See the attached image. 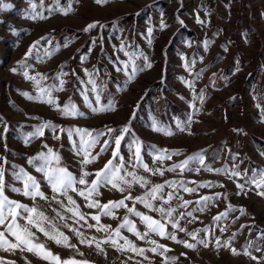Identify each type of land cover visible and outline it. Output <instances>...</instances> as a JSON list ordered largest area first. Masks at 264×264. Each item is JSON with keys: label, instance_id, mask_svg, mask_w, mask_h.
<instances>
[{"label": "rangeland", "instance_id": "374dc122", "mask_svg": "<svg viewBox=\"0 0 264 264\" xmlns=\"http://www.w3.org/2000/svg\"><path fill=\"white\" fill-rule=\"evenodd\" d=\"M31 2L37 4L36 11L48 18H26L31 13L29 0H5L11 7L0 11V121L3 122L0 123V156H5L8 160L5 167L9 187L5 194L10 199L29 207L37 206L50 217H56L54 208L63 212L51 200L53 193L43 181L41 190L49 198L48 202L39 198L34 202L11 191V187H22L14 178L15 169L12 165L23 167L37 179H41V174L36 173L26 161L28 157L43 150V144L59 150L63 165L75 176H79L81 158L75 154L66 133H60L61 139L56 140L53 139V131L45 129L43 137L34 138L28 145L24 144V138L46 121H51L59 128L96 131L118 129L131 121V134L122 144L121 155L127 162L130 155L128 144L134 134L142 142L143 162L150 168L162 166L167 169L203 152L205 164L213 169L230 168L233 163H239L241 172L245 169H264V157L259 154L264 151V123L261 122V109L256 107L257 103L264 106V0H110L104 5H97L95 0H59L61 7L71 5L73 11L67 16L59 12L49 14L47 9L55 8L56 0H43L42 7L40 0ZM197 16L204 21L203 24L197 23ZM178 18L183 21V25L178 22ZM162 19L167 25L163 30L160 28ZM93 22H99L104 27L98 26L84 32L83 28ZM149 27L153 29L151 44L146 39ZM41 37L48 38L51 44L41 40ZM36 40H40V45L26 62L30 65L28 71L30 74L42 73L49 77L42 82L44 86L59 85L54 77L61 68L69 73L63 77L67 81L64 90L53 92V97L61 106L71 98L72 103L85 113L84 116L64 117L54 106L28 100L21 95L27 92L35 96L37 88L33 82L24 79L22 72L14 74L10 69L23 60L29 46ZM93 40L96 41L95 45ZM68 42H71L69 47L64 48L63 45ZM122 43L129 52H142L152 64V68L138 72L131 82H128L123 71L117 72L114 67V62L119 65V61L128 59L123 52L117 51ZM56 46H59V51H54L50 58L44 55L46 50ZM81 56H87L83 64ZM136 63L142 67L143 58H138ZM185 63L190 64L191 75L186 70ZM84 68L97 73L94 76L96 84L104 89L101 103L112 101L115 111L93 114L85 107L81 91L90 90L92 86L80 83L81 80L88 79ZM237 68L239 71H236ZM73 71L76 76L71 75ZM196 73H200L198 78L195 77ZM187 80L195 81L194 89L182 82ZM201 90L205 97L202 104L193 100V96ZM88 94L94 100V94L90 91ZM190 104H195L199 111H194ZM190 114L193 117L191 127L184 132L179 131L177 123L187 121ZM153 120L161 127L170 129L173 134L152 131ZM4 124L8 125L6 133H3ZM233 129L243 131L238 134ZM106 138L109 137L101 136L100 141ZM99 146L98 144L92 150L93 154L99 150ZM153 146L166 149L169 153L178 152L179 155H172L162 165L153 164ZM228 149H231V153ZM235 153H239V156L233 161L231 156ZM110 156V151L103 153L95 163L87 166V170L94 173L103 167ZM241 160L243 163H240ZM197 168L201 170L197 172ZM136 171L139 175L146 176L152 184L177 181L184 182L187 187H197L198 183H211V187L197 188L193 193L179 190L180 197L193 203L188 209L178 208V212L198 208L195 201L201 196L215 197L219 193L222 197L219 200L213 199L203 211H194L193 215L197 219L188 223L187 219L191 218H186L181 221V225L188 231L208 227L213 230V236H219L221 240L228 239L235 232L237 235L231 241L232 247L242 253L249 241H252L262 249L260 252L254 248L249 249L252 255L264 257V239H258L259 234L254 230L264 228V197L256 195L255 191L247 195H236V178L229 179L226 175L209 172L196 161H191L188 169L183 172L180 169L165 171L162 176L145 173L142 167ZM238 182L244 181L241 179ZM169 191L172 189L166 187L164 194ZM143 192L144 189L138 185L132 189L134 196L142 195ZM70 195L80 205V211H96L85 207V201L75 193ZM225 195L227 199H223ZM97 198L106 203L121 199L122 194L104 188ZM127 203L132 206L131 201ZM178 203L176 199L171 202L173 207ZM228 204L233 205L237 211L229 213L223 221L214 223L213 217L225 211ZM241 207L245 209L243 216L238 211ZM136 209L159 218L157 213L149 212L142 204H136ZM125 214L126 210L121 208L116 211L118 219L102 217L101 222L115 228L119 218ZM130 219L141 232L144 231V225L138 217L130 216ZM20 223L23 224L24 221L21 220ZM56 223L62 226L64 221L56 218ZM68 223L71 224L72 221L68 220ZM89 223L94 221L89 220ZM225 225L227 230L221 233L219 227ZM241 225L245 227L241 228ZM61 230L69 237L70 243L76 245L75 249L57 245L47 240L42 233H37L40 242L61 259L74 257L86 260L89 264H163L164 261V257L152 252H146L148 259H144L111 246H104V253H99L95 247L80 244L78 237L67 228L61 227ZM82 231L88 237L102 238L104 235L94 229L85 228ZM169 231H172L170 226ZM122 235L138 247L147 249L152 246L146 241L137 240L126 230H122ZM177 235L178 238L189 239L183 232ZM152 239L170 248L171 251L166 255L177 257V264H256L249 256L232 255L228 249L218 250L214 242L208 248L197 245L195 249H187L182 244L161 240L155 235ZM0 261L3 264H50L49 261L19 249H0Z\"/></svg>", "mask_w": 264, "mask_h": 264}, {"label": "snow or ice", "instance_id": "6c2138e0", "mask_svg": "<svg viewBox=\"0 0 264 264\" xmlns=\"http://www.w3.org/2000/svg\"><path fill=\"white\" fill-rule=\"evenodd\" d=\"M110 0H95L97 5H104L109 3ZM31 13L27 14L26 18L36 20V19H47L48 17L43 15L42 12L36 11L37 4L32 3L29 0ZM41 7L43 6V0H40ZM11 6L5 3V0H0V11H5ZM47 11L51 15L54 12H59L61 15H69L73 9L71 5L68 7H61L59 0H56L55 8H48ZM264 15V14H262ZM178 22L183 25V21ZM197 23L203 24L204 21L197 16ZM103 28L104 25H100L99 22L89 23L83 28L84 32H89L97 27ZM167 25L161 20L160 28L163 30ZM153 29L149 27L147 29L148 43L151 44ZM41 40H46L48 44L51 41L46 37H41ZM71 42L65 43L64 48L69 47ZM95 45L96 41H92ZM40 45V40H36L29 46L27 52L24 54V58L17 62V66L10 69L12 73L22 72L24 79L31 81L37 88V95L32 96L27 92L21 93L28 100H35L40 103H46L50 106H54L57 111L64 117H82L85 113L81 112L77 106L72 103L71 98H69L68 103L64 105L57 104L56 99L53 97V92L63 91L64 85L67 83L63 77L68 76L69 73L61 71L57 73L54 79L59 81V85L44 86L43 81L49 79L46 75L42 73L30 74L28 65L26 62L36 51L37 47ZM205 48H207V42H205ZM54 51H59V46L51 50H46L44 55L51 57ZM117 51L124 53L127 60L119 61V65L114 62V67L117 72L123 71L128 78V82H131L138 72L145 71L152 68L151 62H149L148 57L144 56L142 52H129L126 50L123 43ZM227 51V49H225ZM91 52V48L89 49ZM143 58V66H138L136 60L138 58ZM39 59V57H38ZM87 59V56H81V64H83ZM183 59V57H182ZM194 63V62H193ZM185 68L190 72V64L185 63ZM85 76L88 77L86 81L81 80V85H91L90 90L81 91L83 97L84 105L93 114H99L103 112H113L115 111V105L112 101L107 104L101 103V93L103 88H100L96 84L94 76L97 73L90 72L87 68L83 69ZM239 71V68L236 69ZM72 76H76L75 71L71 73ZM200 73H196L195 77H199ZM185 85L194 89V80L182 81ZM89 91L94 94V100L89 98ZM205 97L203 90L196 93L193 96V100H198L201 104L203 103ZM233 99H235L233 97ZM190 107L194 111L198 112L199 109L195 104H190ZM257 108L261 109V122L264 123V106L257 103ZM193 122V117L190 114L187 121L180 123L178 122L176 127L179 131L184 132L191 127ZM0 123H3L0 121ZM130 123L126 124L120 128H106L104 131L89 130L84 128H73L64 129L59 128L58 125L53 124L51 121H46L35 128V131L28 134L24 138V144L28 145L34 138L43 137L45 135V129H50L53 131V139L60 140V133H66L73 150L80 159V174L75 176L67 167L63 165L62 157L59 154V150L53 149L47 144L42 145L40 152L33 156L27 158V164L31 166L36 173L41 174V179H37L31 173L25 170L23 167L17 168L16 165H12L15 169L13 175L16 181L22 184V187H11V191L15 193L22 194L25 197L32 199L34 202L37 198L48 202L49 198L41 190V181L45 182L53 193L51 200L55 201L60 209H53L56 213V217H50L46 215L37 206L29 207L19 201L10 199L5 191L9 187L6 181V165L8 164L7 157L0 156V249L4 251H15L19 249L21 252H28L36 255L37 257L49 261L50 264H89L86 260H77L74 257H69L68 259H61L59 256L54 255L44 243L40 242L37 233H42L47 240L55 242L57 245L76 248V245L70 243L69 237L61 230V227L67 228L70 232L74 233L78 239L79 243L86 245L88 247H95L99 253H104V246H111L118 251L122 252H132L136 255L148 259L145 255L146 252H152L155 255L164 257L163 264H177V257L167 256L166 253L170 252L171 249L165 244L159 243L157 240L152 239V236H158L161 240L167 239L171 240L176 244H182L187 249H195L197 245H202L204 248H208L210 243L214 242L216 248L228 249L232 255H246L249 256L251 260L256 261V264H264V257H257L252 255L249 249L254 248L255 251H262L261 248L256 247L255 242L249 241L248 246L244 248L241 253L235 247L231 246V241L236 237L237 233H232V235L225 240H221L219 236H213V230L208 227L197 229L195 231H188L181 225V221L187 219L188 223L197 219L193 215L194 211H203L208 203L213 199H221V194L216 193L215 197L212 196H201L195 203L199 205L198 208L186 211H179V209H188V206L192 204V201L185 200L178 195L180 189L187 193H193L197 191V188L211 187V183H198L197 187H187L184 182L177 181H165L163 184H152L146 176L139 175L136 169L142 167L145 173L150 175H164L165 171H176L180 169L181 172L188 169L191 161H196L201 165L202 168L209 172H214L217 174L226 175L229 179L236 178L234 180L236 188L238 189L236 195H247L249 192L255 191V194L264 197V169H245L243 172L239 170V163H233L230 168H219L213 169L205 164V158L203 152L195 154L188 157L179 164H174L171 167L165 169L162 166L156 168H150L148 164L143 162L142 158V142L135 138L128 144L129 158L125 161V157L121 155L122 144L126 140V137L131 134ZM59 129V131H57ZM152 131L163 132L166 135H172L170 129H165L161 127L157 121L153 120L151 124ZM8 131V125L4 124L3 133ZM234 132L240 134L242 129H233ZM119 133V134H117ZM189 134H191L189 132ZM101 136H107L109 138L100 141ZM99 146V150L93 154V149ZM5 151H7V145L5 144ZM111 152L110 158L103 165L102 168L96 170L94 173L87 170V166L96 162V160L105 152ZM231 153V149H228ZM264 157V151L259 153ZM172 155H179L178 152L169 153L166 149H157L153 146V164H163V161L171 159ZM239 153L232 154L231 159L236 160ZM243 163V160L240 161ZM201 169L197 168L196 171L199 172ZM251 172V175H249ZM89 177H92L89 179ZM243 179V183L238 182ZM196 183V182H190ZM138 185L140 188L144 189L142 195H133L132 189L134 186ZM171 188L172 191L164 194L165 188ZM223 187V185H220ZM110 188L122 194V198L119 200H109L106 203H102L97 197L102 194V189ZM70 193H75L77 196L85 201V207L88 209H95L94 213H84L80 211V205L77 204L76 200ZM62 197L63 199H58ZM173 199L179 201L176 207H173L171 202ZM223 199H227L226 195ZM66 201V203H65ZM128 201L132 202V206H129ZM136 204H142L149 212H155L158 214L159 218H155L147 213H142L136 209ZM125 209L126 214L119 218V223L115 228L111 225H105L101 222L102 217H110L112 219H118L116 216V211L119 209ZM237 211V209L228 204L225 211L219 212L213 217V222H221L227 218L229 213ZM241 216L245 215V209L242 207L238 209ZM67 213L69 215H65ZM130 216L138 217L141 224L144 225V231L141 232L136 223L130 219ZM56 218L60 221H64L63 225H58L56 223ZM238 220L239 217H236ZM23 220L24 223L21 224L20 221ZM68 220L72 223L69 224ZM89 220L94 221V223H89ZM74 225H79V227H74ZM169 226L172 231H169ZM245 225H241L244 228ZM94 229L96 232L104 233L102 238H97L96 236L88 237L82 229ZM35 229V231H33ZM122 230H126L136 237L137 240L146 241L148 244L152 245L150 248L138 247L132 240L128 239L126 236L122 235ZM227 230V226L219 227L221 233ZM251 231V228H249ZM183 232L189 239L178 238L177 233ZM203 233V235H201ZM258 239H264V231L260 232ZM80 255H83L80 253ZM181 255H185L181 253ZM0 264H3L0 261ZM14 264V262H10Z\"/></svg>", "mask_w": 264, "mask_h": 264}, {"label": "trees", "instance_id": "16d2710c", "mask_svg": "<svg viewBox=\"0 0 264 264\" xmlns=\"http://www.w3.org/2000/svg\"><path fill=\"white\" fill-rule=\"evenodd\" d=\"M250 227H251V225H250ZM255 228V227H254ZM255 231H256V234H260V232H262V231H264V228H262V227H259V228H255L254 229Z\"/></svg>", "mask_w": 264, "mask_h": 264}]
</instances>
